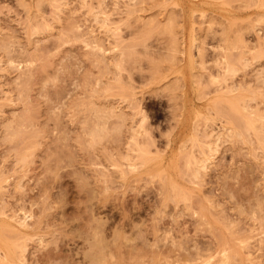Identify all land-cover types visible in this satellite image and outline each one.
Listing matches in <instances>:
<instances>
[{"label":"rangeland","instance_id":"374dc122","mask_svg":"<svg viewBox=\"0 0 264 264\" xmlns=\"http://www.w3.org/2000/svg\"><path fill=\"white\" fill-rule=\"evenodd\" d=\"M0 264H264V0H0Z\"/></svg>","mask_w":264,"mask_h":264}]
</instances>
